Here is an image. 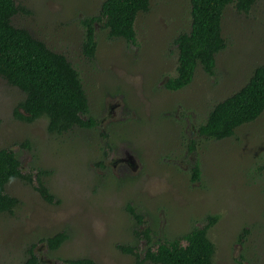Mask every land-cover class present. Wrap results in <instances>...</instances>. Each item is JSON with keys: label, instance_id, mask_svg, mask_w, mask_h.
Wrapping results in <instances>:
<instances>
[{"label": "rangeland", "instance_id": "1", "mask_svg": "<svg viewBox=\"0 0 264 264\" xmlns=\"http://www.w3.org/2000/svg\"><path fill=\"white\" fill-rule=\"evenodd\" d=\"M102 1L15 0L30 14L17 13L12 23L71 61L99 123L58 135L47 132L44 118L18 120L12 110L23 94L0 78V148L15 151L23 172L30 165L48 170L42 178L58 200L48 203L34 189L35 171L32 184L6 185L20 203L12 214L0 213V264H19L31 244L47 264L73 257L137 264L119 244L141 249L145 227L156 242L188 231L206 214L218 215L208 231L214 264H264V111L228 138L195 132L214 103L264 64V0L247 13L225 7L226 46L215 55L213 74L198 66L191 83L176 91L164 83L177 64L173 39L190 27V0H149L136 16L133 44L109 39L95 23L96 51L87 60L80 19L97 13ZM196 161L200 175L192 181ZM61 230L67 239L56 250L40 241Z\"/></svg>", "mask_w": 264, "mask_h": 264}, {"label": "trees", "instance_id": "2", "mask_svg": "<svg viewBox=\"0 0 264 264\" xmlns=\"http://www.w3.org/2000/svg\"><path fill=\"white\" fill-rule=\"evenodd\" d=\"M256 1L190 0V27L173 39L177 48V64L164 87L171 91L186 87L193 80L198 66L213 74L215 55L226 46L221 34L225 7L233 4L238 12L247 13ZM148 7L149 0H103L97 13L80 19L84 57L92 60L95 55V23L106 30L109 39L121 38L127 43H135L136 16L139 12H146ZM17 13L30 14V10L16 4L15 0H0V78L23 94L12 110L13 116L28 123L44 118L47 132L58 135L75 128L96 127L99 122L89 115V101L79 71L64 54L53 51L26 28L15 26L12 18ZM263 111L264 64H260L253 69L244 85L212 105L195 132L215 140L228 138L237 127L254 121ZM21 145L28 148L27 141ZM189 150H194L193 141ZM33 171L36 172L34 189L46 202L57 203L42 178L49 174L48 170L30 165L29 170L23 172L15 151L10 147L0 148V213L12 214L20 203L17 197L6 192V185L14 179L32 184ZM199 175L200 167L196 161L191 167V180H197ZM127 210L138 224H145L141 214L130 205ZM217 220V214H206L188 231L173 237L162 235L156 242L152 239V231L145 227L141 231L145 240L141 249L129 244H119L118 248L133 255L137 264H214L216 248L208 231ZM66 239L67 233L61 230L40 241L53 251ZM34 246L31 244L26 249V256L19 264H47L35 253ZM61 262L96 264L90 257L64 258Z\"/></svg>", "mask_w": 264, "mask_h": 264}]
</instances>
